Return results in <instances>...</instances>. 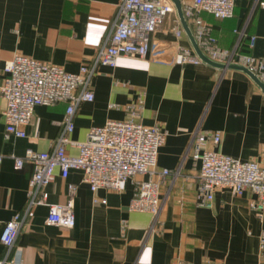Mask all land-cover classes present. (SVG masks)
Wrapping results in <instances>:
<instances>
[{
	"label": "crops",
	"instance_id": "crops-1",
	"mask_svg": "<svg viewBox=\"0 0 264 264\" xmlns=\"http://www.w3.org/2000/svg\"><path fill=\"white\" fill-rule=\"evenodd\" d=\"M120 2L0 0V85L4 64L17 55L70 73L86 66L94 98L76 106L71 141H85L91 127L107 120L127 118L130 107L135 120L167 132L152 172L126 180L118 190L92 191L81 169H71L67 178L56 170L46 187L49 203H64L68 184L76 186L75 224L56 226L47 222V206L28 208L32 166L17 170L12 156L28 148L51 151L63 131L66 103L35 106L25 137H6L0 94V234L14 215L23 219L6 264H264V214L259 217L250 207L255 194L220 188L212 207L201 206L199 163L190 150L194 133L217 130L216 151L264 166V92L243 71L181 63L180 47L194 49L175 7L150 34L146 58L121 56L114 67L96 63ZM180 2L183 8L193 0ZM200 17L220 47L264 61V0H234L227 19L203 11ZM176 27L182 29L180 37ZM66 152L76 155L78 149L66 145ZM162 169L170 174L162 177ZM136 180L159 183L156 223L148 212L129 210ZM5 252L0 241V259Z\"/></svg>",
	"mask_w": 264,
	"mask_h": 264
},
{
	"label": "built area",
	"instance_id": "built-area-1",
	"mask_svg": "<svg viewBox=\"0 0 264 264\" xmlns=\"http://www.w3.org/2000/svg\"><path fill=\"white\" fill-rule=\"evenodd\" d=\"M234 0H193L183 7V14L193 29L199 49L211 60L241 65L264 82V61L235 50L222 48L211 35L200 17L207 12L218 19L232 17ZM174 5L170 0H121L117 6L106 42L99 49L96 63L114 67L121 56L144 59L148 54L150 34L170 13ZM182 29L175 28L176 37ZM178 59L181 63L200 64L202 61L190 48L180 47ZM6 76L0 85V94L5 100L3 116L5 136L25 137L24 127L29 123L37 105L66 103L62 120L63 131L51 151L25 150L22 156H12L14 168L22 169L25 163L32 166L28 182V208L32 205L48 207L47 222L52 225L72 228L75 224L73 197L74 184H68V197L62 204L48 202L46 187L59 170L67 178L71 169L83 171V181L92 191L99 188L118 190L126 180L151 173L156 165L158 148L163 144L167 132L157 125H146L135 120V110L130 107L128 117L122 120H107L102 126L91 127L83 142L68 138L72 132L76 106L92 101L93 93L87 88L92 71L81 66L79 72H66L61 66L44 63L23 55L14 56L4 64ZM142 107L139 100L137 108ZM221 141L217 130L196 132L190 143L191 158L199 163L196 175V197L201 206L212 207L214 191L229 189L241 195L248 189L255 194L250 207L259 217L264 214V166L254 160H241L215 150ZM66 145L76 146L78 153L70 155ZM178 172H174L176 175ZM170 170L162 169L164 177ZM159 183L151 180L134 181L133 197L129 210L148 212L153 223L160 213ZM22 220L19 214L6 222L0 241L6 252L0 264H6L9 253L20 231ZM264 245V234L261 236ZM19 261V260H18ZM176 264H189L178 261Z\"/></svg>",
	"mask_w": 264,
	"mask_h": 264
},
{
	"label": "water",
	"instance_id": "water-1",
	"mask_svg": "<svg viewBox=\"0 0 264 264\" xmlns=\"http://www.w3.org/2000/svg\"><path fill=\"white\" fill-rule=\"evenodd\" d=\"M171 2L173 3L177 14H178V18L179 21L181 23L182 28L184 29L186 35L188 36L192 48L194 49L196 55L200 58V60L202 62H204L205 64H208L210 66H213L215 68H226V69H235V70H240L245 72L250 78H252V80L261 88V90L264 92V82H262L257 76L256 74H254L253 72H251L250 70H248L247 68L241 66V65H237V64H228L225 65L224 63H219L216 61L211 60L210 58H208L197 46V43L194 39L193 33L191 31V29L189 28V25L187 23L186 18L184 17L183 14V8H182V4L180 2V0H171Z\"/></svg>",
	"mask_w": 264,
	"mask_h": 264
}]
</instances>
